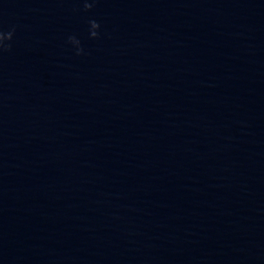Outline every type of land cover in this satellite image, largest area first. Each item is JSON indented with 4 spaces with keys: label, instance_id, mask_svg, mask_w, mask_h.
Segmentation results:
<instances>
[{
    "label": "water",
    "instance_id": "water-1",
    "mask_svg": "<svg viewBox=\"0 0 264 264\" xmlns=\"http://www.w3.org/2000/svg\"><path fill=\"white\" fill-rule=\"evenodd\" d=\"M11 26L0 264H264V0H0Z\"/></svg>",
    "mask_w": 264,
    "mask_h": 264
},
{
    "label": "clouds",
    "instance_id": "clouds-1",
    "mask_svg": "<svg viewBox=\"0 0 264 264\" xmlns=\"http://www.w3.org/2000/svg\"><path fill=\"white\" fill-rule=\"evenodd\" d=\"M83 4V9L85 11L90 10L97 3V0H81ZM100 24L95 19H90L88 21V34L90 38H98L100 33ZM15 32V26H11L9 30L4 31L0 29V52L8 51L11 48V44L9 43ZM67 42L74 46L76 55H80L83 53V48L80 45V40L74 36L70 35L67 38Z\"/></svg>",
    "mask_w": 264,
    "mask_h": 264
}]
</instances>
